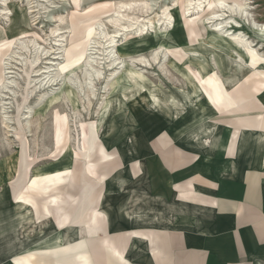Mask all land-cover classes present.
Segmentation results:
<instances>
[{
	"label": "rangeland",
	"instance_id": "rangeland-1",
	"mask_svg": "<svg viewBox=\"0 0 264 264\" xmlns=\"http://www.w3.org/2000/svg\"><path fill=\"white\" fill-rule=\"evenodd\" d=\"M249 2L252 18L264 23V0ZM188 4L0 0V264L21 253H34L22 263L84 264L93 250L107 260L115 256L110 243L124 247L132 231L173 228L172 175L165 183L163 168H204L242 131L210 123L173 140L208 109L190 88L214 108L225 95L250 98L264 80L253 65L237 71L234 56L247 50L194 19ZM213 9V2L205 8ZM230 21L264 53L251 18ZM195 70L217 74L199 79ZM18 199L38 219L77 228L35 223ZM135 238L126 248H138Z\"/></svg>",
	"mask_w": 264,
	"mask_h": 264
},
{
	"label": "crops",
	"instance_id": "crops-1",
	"mask_svg": "<svg viewBox=\"0 0 264 264\" xmlns=\"http://www.w3.org/2000/svg\"><path fill=\"white\" fill-rule=\"evenodd\" d=\"M260 44L263 48L264 43ZM263 96L264 91H255L250 98L235 101L225 95L222 103L200 121L173 135V140L182 138L201 122L205 126L225 123L234 130L242 126L236 139L227 141L226 149L220 146L218 160L212 164L204 168H163L165 183L167 173L172 175L168 183L172 229L158 223L147 232H127L124 247L110 243L114 257L106 260L93 250L84 264L115 263L111 258L117 264H134L128 257L134 253L151 257L143 264H264ZM137 232L139 238L134 240L140 245L137 248L131 244L127 249L126 244Z\"/></svg>",
	"mask_w": 264,
	"mask_h": 264
},
{
	"label": "bare ground",
	"instance_id": "bare-ground-1",
	"mask_svg": "<svg viewBox=\"0 0 264 264\" xmlns=\"http://www.w3.org/2000/svg\"><path fill=\"white\" fill-rule=\"evenodd\" d=\"M249 1L250 0H242V3H239V2H236V1H232V0L231 1H227V0H189V4H188L187 8L191 11V14H192L194 19H196V18L198 19V17L201 16L203 18V21H204L205 24L210 25L211 28H213V31L217 30L218 32H220L223 35V37L233 47L241 49V50H243V48H244V49L247 50V53H244L245 57L241 56L239 54L234 56L235 68H236L237 71H241L243 69H247V67L249 65H253L255 67L256 72H259L258 75H263L264 74V55H263L264 53L263 54L260 53V51L257 48L253 47V41H250L246 37L244 32L240 29V25H238L236 23V21L235 22L234 21H232V22L230 21V19H232V16H239L244 21L247 20L248 18H251V20H252L251 23H252L253 29L257 33H259L260 36L264 37V23H261V24L257 23L252 18L253 15L250 12L251 7H250V2ZM211 2L214 3V9L212 11L208 12V11L205 10V8ZM226 14H229V15H226ZM113 38H115V37H113ZM258 46L262 47V44H259ZM252 55H254L255 58L252 57ZM195 72H196L197 78H199V79H205L206 77L210 76L212 73L217 74L215 71L207 72V73H204L203 75H201V73L199 71H197V70H195ZM257 84L258 85L255 88H256V91L260 94L262 91H264V80L257 82ZM190 89H191V92L193 93V97L194 98L200 99L202 97V98H204L206 100L207 105H208V109L203 111V113L200 116H198L197 118H195L194 121H192L189 124L183 126L181 129L185 128L188 125H191L192 123L195 124L196 122L200 121L211 110V108H213L210 100L207 98V96L205 95L204 92L197 93L196 91H194V89H192V88H190ZM258 90H260V91H258ZM204 124H206V123L205 122H201L199 126L204 125ZM68 169L69 168L64 169V170H60V171H56V172H53V173L60 174V173L66 171ZM16 172H17V170H16ZM34 176L35 177H41L42 174L41 175H34ZM102 195H103V191H102V193L100 195L98 204L100 202V199H101ZM13 203L14 204H19V205L22 204V205H25V206L29 207L30 208V213H31V218H32V220L35 223L39 222L41 220H49L53 224L55 230H59V231H61L62 229L64 231L65 229L77 228V227H75L73 225H69V224L62 225L61 227H58L53 222V220H52V218L50 216H46V217H43L42 219H38L36 213L34 212L32 206H31V204L29 202L23 200V199L14 200ZM99 213L105 219V222H106V216L101 211ZM136 235H138V233H135L133 236L136 237ZM71 242H68L65 245H62L61 247H59V249H64L66 247H69L71 245H74V244L78 243V241H74L73 243H71ZM55 249L59 250L57 248H54V249H47V250H43V251L46 252V251L55 250ZM33 256H34V253H28V254H22L21 253V254L15 255L12 258L11 263L12 264H30V262L28 260H26V262H24V263H22L21 261L24 260V259H27L28 257H33Z\"/></svg>",
	"mask_w": 264,
	"mask_h": 264
}]
</instances>
